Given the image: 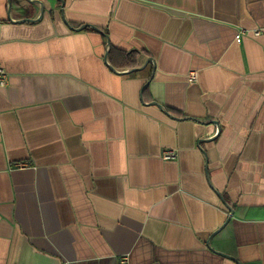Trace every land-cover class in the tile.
Instances as JSON below:
<instances>
[{
  "label": "crops",
  "instance_id": "0c3cea01",
  "mask_svg": "<svg viewBox=\"0 0 264 264\" xmlns=\"http://www.w3.org/2000/svg\"><path fill=\"white\" fill-rule=\"evenodd\" d=\"M39 1L0 0V264H264V0Z\"/></svg>",
  "mask_w": 264,
  "mask_h": 264
},
{
  "label": "water",
  "instance_id": "95a60500",
  "mask_svg": "<svg viewBox=\"0 0 264 264\" xmlns=\"http://www.w3.org/2000/svg\"><path fill=\"white\" fill-rule=\"evenodd\" d=\"M7 1H8V11H9V10L11 9V6H12V0H7ZM26 1H28L29 3H38V4H39V7H40V8H39L40 13H39L38 17L35 18V19H34V18H27V17H26V18L18 19L17 22H20V21H35V20H39V19L42 17V15H43L44 4H43L41 1H39V0H26ZM61 3H62V0H61ZM21 8H22V7H20V9H21ZM60 13H61V17L64 19L63 14H62V8H60ZM64 20H65V19H64ZM69 26H70V25H69ZM85 26H87V25H81L80 28H83V27H85ZM95 29L98 30L97 28H95ZM111 69L114 70L113 67H111ZM134 69H135V68H133V69H131V70H134ZM221 200H222V197H221ZM223 202H224V204L227 206V208L230 210V213H232V209H231V207H230L229 205H227V204L225 203L224 200H223ZM225 223H226V221H225L223 224H221L217 229H215V230L209 235V238L207 239V245L209 246V248H211L212 250L216 251L217 253L235 259L233 256H231V255H229V254H227V253H225V252H222V251H219V250H217V249L212 248L211 245H210V243H209L210 238H211L213 235H215L217 232H219V231L223 228V226L225 225ZM235 260H236V259H235ZM237 263H238V264H242V263H240V262H238V261H237Z\"/></svg>",
  "mask_w": 264,
  "mask_h": 264
},
{
  "label": "built area",
  "instance_id": "2783aa9c",
  "mask_svg": "<svg viewBox=\"0 0 264 264\" xmlns=\"http://www.w3.org/2000/svg\"><path fill=\"white\" fill-rule=\"evenodd\" d=\"M254 32L255 34H258L259 31L255 30ZM242 34H243V30L237 31L235 34V40L239 42L241 40ZM188 79L189 81H194L196 79L195 71H190L188 73ZM7 82H8V75L6 71L2 67H0V86H5ZM162 157L164 159H171L172 157H174V152L171 150H165L163 151Z\"/></svg>",
  "mask_w": 264,
  "mask_h": 264
},
{
  "label": "trees",
  "instance_id": "16d2710c",
  "mask_svg": "<svg viewBox=\"0 0 264 264\" xmlns=\"http://www.w3.org/2000/svg\"><path fill=\"white\" fill-rule=\"evenodd\" d=\"M122 55H124V57L126 58V64L128 65H131L133 60H131L130 56H131V53H128V52H121Z\"/></svg>",
  "mask_w": 264,
  "mask_h": 264
}]
</instances>
